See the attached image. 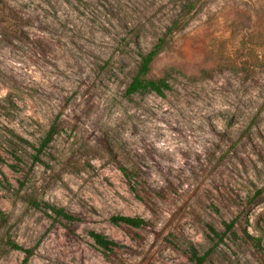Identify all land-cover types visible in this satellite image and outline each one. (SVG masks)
Listing matches in <instances>:
<instances>
[{"label":"rangeland","instance_id":"1","mask_svg":"<svg viewBox=\"0 0 264 264\" xmlns=\"http://www.w3.org/2000/svg\"><path fill=\"white\" fill-rule=\"evenodd\" d=\"M0 212V264H264V0H0Z\"/></svg>","mask_w":264,"mask_h":264},{"label":"trees","instance_id":"2","mask_svg":"<svg viewBox=\"0 0 264 264\" xmlns=\"http://www.w3.org/2000/svg\"><path fill=\"white\" fill-rule=\"evenodd\" d=\"M179 29V22H173L169 27L166 28L164 33L161 35L160 38L157 39L156 43L153 45L151 50L140 56V60L138 62V66L136 69L135 75L132 77L131 82L128 84L127 88L125 89V95L127 97L132 96L134 94H144V93H155L158 96H164L165 91L170 90V86L165 81V79L159 80H151L148 79L147 76L150 71V65L153 60L163 51L164 47L167 44L169 38ZM53 134V128L47 132L45 138L41 141L39 148L36 149V153H40L46 145L50 142L51 137ZM37 157L34 156L33 160H36ZM122 174L129 180V176L124 169L120 170ZM133 190V187L131 186ZM56 217L65 219L67 221H75V218L66 214L62 209H58L55 207H47ZM1 216V212H0ZM110 222L114 225H127L133 228H141L143 227L146 222L139 218H130L125 216H113L110 218ZM90 238L93 240L96 246L104 251H111L113 248H117V244L113 241L108 240L106 237L102 236L101 234L90 232ZM247 239H250L248 235L245 234ZM8 245L15 249L20 250L24 254L23 263H25L28 258L32 255L31 249H24L14 243H8ZM206 259V255L198 256L194 250L190 251V261L193 264H203Z\"/></svg>","mask_w":264,"mask_h":264}]
</instances>
